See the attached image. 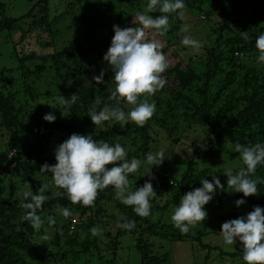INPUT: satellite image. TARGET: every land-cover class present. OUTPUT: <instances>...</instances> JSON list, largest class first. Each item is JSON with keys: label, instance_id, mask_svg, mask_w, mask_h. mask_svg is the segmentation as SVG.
<instances>
[{"label": "trees", "instance_id": "obj_1", "mask_svg": "<svg viewBox=\"0 0 264 264\" xmlns=\"http://www.w3.org/2000/svg\"><path fill=\"white\" fill-rule=\"evenodd\" d=\"M26 1L30 6L24 16L19 19L6 16L0 20V33L16 29L19 34L18 38L11 40L14 66L0 68V130L6 136L0 147V176L12 183L7 195L0 192V264H119L115 255L118 246L119 249H127L124 253L126 260L131 257V248L122 245V239L126 236L131 240L137 237L136 240L133 238L134 242L132 240V248L138 252L140 264L174 263L170 253L160 252L162 246L159 241L181 243L186 238L196 243V248L192 250L194 252L191 251L194 257L205 253L204 264H208L209 253L216 247L204 242L205 232L199 230L195 235L181 233L168 219L171 220L174 209L179 206L185 193L202 187L201 181L205 177L201 170L209 169V165L229 150L231 158L238 161L235 173L245 167L239 154L234 151L235 144H264V63L257 62L259 53L255 43L257 37L264 34V0H258L244 14V19L239 16L241 0H218L219 5L210 3V0H184L186 10L204 15L200 25L208 41L204 43L208 45H203L202 54L193 53L187 48L184 55L189 60L185 65L181 61L173 66L170 64L165 72L167 83L164 88L147 97L149 103L154 102L156 106L152 118L143 127L130 122L124 128L112 120L95 127L88 114L93 108L99 111L106 105L116 106V102L109 99L115 89L114 76L111 66L103 60L110 44L105 47L104 43L102 47L97 39L96 20L92 15L96 9L94 3L102 4L111 13L112 6L120 9V5L128 0H108L110 5L106 4L107 0H63L66 8L59 12L58 18L50 13L51 0ZM132 1L131 9H139L142 1L149 2ZM137 13L142 11L135 10L134 14ZM175 16V20H180L178 13ZM1 17L4 16L0 13ZM66 17L73 21L66 29L71 33L61 38L63 29L60 24ZM116 17L117 20L122 18L121 14ZM254 19H262L263 23H254ZM243 31H247L248 39L242 37ZM31 48L49 50L50 53ZM29 65H34V69L40 72L35 75L32 71L31 77L28 75L30 78L26 80ZM101 70L105 71L104 82L96 84L92 77L99 75ZM46 78L47 83L51 82L50 87H63V92L57 93L59 98L63 95L69 99L62 107L66 114L59 122L43 121V128L48 132L42 139L33 136L34 127L25 121V115L27 113L29 116L30 104L36 103L42 96H52L46 91L49 84H46L44 94L37 87L39 83H45ZM86 78H90L91 82L75 87V80ZM72 94H77L75 103L70 100ZM96 96L101 98L99 105L95 104ZM119 107L125 112L130 110L124 101ZM155 128L168 133L171 138L184 128H199L204 133L205 149L195 151L186 161L164 156L160 166L151 168V175L154 174L157 180L150 182L157 196L151 201V214L148 217L136 215L132 206L117 200L112 186L99 192L94 206L72 204L66 191L54 186L51 173L39 172L44 163H56L55 154L46 158L47 145L54 137L61 144L74 133L90 134L92 137L99 135L107 138L110 146L120 138L126 142L127 159L142 161L139 170L128 176L130 190L135 191L150 179L149 175L143 178L141 173L149 168L144 161L146 154L152 153L154 139L149 133ZM257 177L264 180V164L258 165L251 176L253 179ZM44 184L50 185L43 193L48 199L37 214L44 219L45 227L42 226L37 232L30 222L21 219L26 210L21 207L24 201L20 194L25 190L38 194ZM235 199L229 198V206ZM245 201L248 213L254 206L264 208V183L258 184L257 195L245 197ZM215 202L213 198L204 206L205 209L215 205ZM60 206L67 207L72 215L64 218L58 211ZM49 216L55 218V225L48 224ZM219 217L229 221L236 218V214L227 213ZM108 220L114 225L126 220L135 221L136 226L132 230L117 227L112 242L103 244L98 236L92 235L90 229H101L103 222ZM217 229L211 227L207 236L213 235ZM49 230L53 234L43 239ZM226 256L245 264L240 260L241 254Z\"/></svg>", "mask_w": 264, "mask_h": 264}, {"label": "clouds", "instance_id": "obj_2", "mask_svg": "<svg viewBox=\"0 0 264 264\" xmlns=\"http://www.w3.org/2000/svg\"><path fill=\"white\" fill-rule=\"evenodd\" d=\"M185 8L184 0H149L147 12H159L162 15L153 18L151 15L137 13L140 27L122 29L119 25H113L114 36L103 60L111 66L114 76L115 89L109 99L115 101L116 106L106 105L99 111L93 108L88 116L95 127L109 120L115 121L121 128L130 122L143 127L152 118L156 106L154 102L149 103L147 97L164 88L167 81L162 74L170 67V61L161 51L164 45L159 40L149 39L146 30H155L156 34L164 35L170 28L169 14L178 13L183 19ZM189 29L190 26L185 24L181 27V32L187 33ZM241 35L248 39L247 31L241 32ZM181 43L193 51L202 47L201 42L190 35H184ZM255 43L259 53L257 62L264 63V34L259 35ZM104 75L105 71L101 70L99 75H93L92 79L96 84H102ZM68 99L61 95L60 103L66 105ZM76 99L77 94L70 96L72 103H75ZM121 101L130 106L128 112L119 107ZM100 103L101 98L96 96L95 104ZM43 119L51 123L56 117L48 113ZM234 151L239 154L245 167L235 173L232 169L225 171L227 189H231L230 192L243 193L244 197L255 196L258 194V184L264 183V180L259 177L253 179L251 176L255 174L258 165L264 164V144L246 146L236 143ZM54 154L56 163H44L39 172L51 173L54 186L64 189L72 204L94 206L99 192L112 186L115 189V198L126 206H132L136 215L148 217L151 214V201L157 196L150 182L155 178L151 175V168L163 163V150L146 154L144 163L149 168L145 175H149L150 179L135 191L130 190L128 176L139 170L142 161L137 158L129 161L127 150L120 143L110 146L104 140H94L90 134L74 133L56 147ZM109 165L112 166L109 168ZM201 184L202 187L195 188L181 197L179 206L171 216L174 227L181 233H188L191 227L207 219L208 213L204 206L212 201L217 189L225 191L224 185L216 176H213L212 182L203 179ZM49 187V184L42 185L38 194H33L31 190L22 191L20 194L24 201L21 207L26 210L21 219L30 222L37 232L45 222L37 211L48 199L43 193ZM245 202L244 199H238L235 204L240 207ZM58 211L64 218L72 215L64 206L58 207ZM47 222L49 225L56 224L52 216L47 217ZM135 226V221L130 220L117 223L118 228L125 230H132ZM90 231L93 236L102 234V229L98 227H93ZM219 235L225 245H234L237 239L240 241L245 264H264V208L254 206L246 216L224 222ZM42 238L49 237L45 235Z\"/></svg>", "mask_w": 264, "mask_h": 264}, {"label": "rangeland", "instance_id": "obj_3", "mask_svg": "<svg viewBox=\"0 0 264 264\" xmlns=\"http://www.w3.org/2000/svg\"><path fill=\"white\" fill-rule=\"evenodd\" d=\"M95 2V0H94ZM258 0H241L238 7L240 10L241 17L244 19V14H247L248 11L252 9L253 6L257 4ZM133 1L128 0L124 1L120 5V9L116 8V6H112V11L110 13V9L108 10L105 6H102V4H98V2H95L96 9L93 12V17H95V25L97 26V39L101 42V46L105 47L107 44H111L112 38L114 36L113 31V25H119L122 29L125 27H131V26H137L140 27L139 22L137 20V14H134L135 10L142 11L141 14H147L153 16V18L162 15L159 12L154 13H148L147 12V4L145 1L140 2L139 9H131L133 7ZM210 3L213 4H220V1L218 0H210ZM107 5H110L109 1L107 0ZM261 4V3H260ZM0 6H2V9L0 8V13L4 16L1 17L0 20L5 18L6 16L14 19H19L22 16H24L28 9L30 4L26 0H0ZM51 12L56 16V18L59 17V12H61L64 8H66V3L63 0H51ZM212 6V4H211ZM138 8V7H135ZM211 8V7H210ZM108 10V11H107ZM125 10V11H124ZM185 15L184 18L180 20H175L176 16L175 13L169 14V23L170 28L164 35H158L155 33V30H146L149 33L148 38L149 39H156L159 40L164 46L161 49L167 59L171 61V66L175 65L178 61H181L183 65L188 62L189 57H185V53L187 52L186 49L188 48L193 53H199L203 51V45L208 43H204L206 40V34L202 31L201 22L204 21V15L197 14L196 12L188 11L186 9L183 10ZM118 14H121V19L117 20ZM73 21H69V18H65L61 21L60 27L63 29L62 31V37L66 38L69 36L71 31H67V27L72 23ZM254 23L257 22V24H262V19L257 20L254 19ZM189 25L190 29L187 33L181 32V27L183 25ZM175 27V29L173 28ZM18 29V27H17ZM184 35H190L193 39H196L201 42L202 47L198 51H193L190 47L183 46L181 43V40ZM19 34L17 30L13 29L12 31H3L0 33V68L6 67L10 68L14 66V62L11 58V40L18 38ZM66 40V39H65ZM208 42V41H207ZM25 50H27V47L24 46ZM185 48V50H183ZM33 50L37 48H31ZM39 52L43 53H50V51H44V50H38ZM28 68V66H27ZM37 74L40 72L39 69H34V65H29L28 73L26 75V80H28L31 77V74ZM166 72V71H165ZM165 72L162 74L163 77L165 76ZM30 77H29V76ZM222 81L224 79V76H221ZM48 79H45V83H39L37 85L38 89L41 94L45 93L44 88L47 87V92H50L52 96L46 97L42 96L38 101L34 104H30L29 108V116L26 113V122L31 124L34 127L33 130V136H36V138H39V136L43 139V136L46 132H48V129L43 128V117L48 114L52 113L55 115L56 119L55 122H59L66 112L62 111V107L65 105H62L60 103V98L57 95L58 92H63V87L61 85H55L54 87H50L51 82L47 83ZM91 82V79H78L74 81L75 87L80 85H85ZM77 85V86H76ZM67 98V97H65ZM21 102V101H20ZM172 127V125H171ZM60 134H63L62 132H59ZM149 135L154 139V145L152 153H156L160 150L164 151V156H166L169 159L173 160H181L186 161L190 158L191 154H193L195 151L203 150L205 149V140L203 138L204 133L201 129H183L179 132H176L174 135H172L174 138H171L168 133H165L164 131H161L157 128L152 130ZM64 138L66 136L64 135ZM93 139L96 141L104 140L105 142H108V139H104L99 135L93 136ZM6 140V136L2 131L0 130V147L2 143ZM44 141V140H43ZM42 141V142H43ZM113 146L116 143H120L124 148L126 146V142L120 138H118L115 142H112ZM125 143V145H123ZM60 144V140L54 137L50 140V142L47 145V156L46 158H51L53 154L55 153L56 147ZM231 155L229 153V150L222 155L220 159L217 161H214L211 165H209V169L207 170H201L205 177L204 179H207L208 181L212 182L213 176H216L219 178L222 185H224L225 191H221L217 189L216 194L214 195V199H216L215 205L209 206L206 209L212 208L210 211H207L208 217L202 222H198L195 227H191L189 232L192 235H195L197 231L203 230L205 232V243H210L211 245H215L216 249L211 251L208 256V264H241L238 261H232L228 256V254H234L238 253L241 254L240 260L244 263L243 260V252H242V245L240 241L237 239L236 243L234 245H225L223 242L222 237L219 235L220 231L218 229H221V225L226 222L222 220L219 216L225 215L227 213H235L236 218L241 216H246L248 214L247 212V206L246 202L244 205H241L240 207H237L235 202L229 206L230 203H227L229 198L236 197L235 201L238 199H244L245 197L242 195V193H235L230 192L231 189H227V177L224 175L225 171L227 169H232L233 172L238 166L237 158H231ZM128 158V157H127ZM110 168V165L108 166ZM208 167V166H206ZM235 168V169H234ZM146 170V167L144 168ZM147 172L141 173L143 178H145L147 175H145ZM41 175V174H39ZM130 175V174H129ZM133 175V173L131 174ZM162 175V174H161ZM152 176L155 177L154 174ZM157 180L156 178L151 179ZM15 181V180H14ZM12 186V183L3 176H0V192L2 195H7L9 191V187ZM161 200H164L163 198ZM233 206V208H231ZM234 218V219H236ZM107 221V219L105 220ZM103 222L102 234L98 236L99 242L103 244L111 243V238L116 234L117 231V223L112 224V221L108 220V222ZM168 221H171L168 219ZM45 223V222H44ZM107 223V224H106ZM45 227V224L43 225ZM211 227L218 228L217 231L214 232L213 235L207 236V232ZM47 229V228H46ZM10 234L12 231H9ZM109 233L110 235H106V233ZM53 234L52 230L48 231L47 235L49 238ZM135 240L136 238L133 237ZM132 238V240H133ZM132 240L131 237H127L122 239V245L126 246L127 248H131V257L126 260L127 255H124L126 252V248H120L118 246L117 253L115 254L116 261H119V264H140L139 263V254L135 249L132 248ZM186 240V241H185ZM183 242L178 243L175 241H159L162 246V250L160 252H168L171 254L172 259L174 260L175 264H204L205 260L203 259L205 256V253L200 255V257H194V254H192V250L196 248V243L192 242L191 239L186 238ZM134 242V240H133ZM121 245V246H122ZM221 248V250H219ZM192 251V252H191ZM191 252V254H190ZM160 253V254H162ZM103 255V254H102ZM125 259V260H124ZM180 261V263L178 262ZM171 262V264H174ZM118 264V263H116Z\"/></svg>", "mask_w": 264, "mask_h": 264}, {"label": "built area", "instance_id": "obj_4", "mask_svg": "<svg viewBox=\"0 0 264 264\" xmlns=\"http://www.w3.org/2000/svg\"><path fill=\"white\" fill-rule=\"evenodd\" d=\"M72 223H74V220H72Z\"/></svg>", "mask_w": 264, "mask_h": 264}]
</instances>
